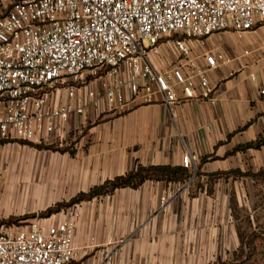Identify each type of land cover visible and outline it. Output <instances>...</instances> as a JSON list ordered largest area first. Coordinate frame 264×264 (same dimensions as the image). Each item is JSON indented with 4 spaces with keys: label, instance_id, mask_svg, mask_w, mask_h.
<instances>
[{
    "label": "built area",
    "instance_id": "2783aa9c",
    "mask_svg": "<svg viewBox=\"0 0 264 264\" xmlns=\"http://www.w3.org/2000/svg\"><path fill=\"white\" fill-rule=\"evenodd\" d=\"M259 22L264 0L0 2V153L13 139L47 141L58 123L86 116L101 102L103 111L116 114L136 104L214 103L208 73L232 58L194 53L191 42L228 30L241 38ZM166 43L175 56L160 69L153 57ZM250 53L244 49L236 58ZM180 165L190 177L176 182L175 192L195 177L190 152ZM171 196L164 192L160 204ZM74 225L72 211L52 223L0 215V264H78ZM104 258L111 260L106 250Z\"/></svg>",
    "mask_w": 264,
    "mask_h": 264
},
{
    "label": "crops",
    "instance_id": "0c3cea01",
    "mask_svg": "<svg viewBox=\"0 0 264 264\" xmlns=\"http://www.w3.org/2000/svg\"><path fill=\"white\" fill-rule=\"evenodd\" d=\"M10 1L0 0L4 5ZM191 43L194 53L221 51L232 58L208 73L216 87L214 103L190 100L170 108L136 104L94 124L108 113L101 102L88 115H71L60 123L66 129L81 128L89 120V132L98 133L92 148L61 152L66 189L55 196L62 194L64 201L137 164L178 166L186 152L196 163L191 185L179 191L176 182L146 180L137 188H117L47 217L52 223L72 211L76 263L207 264L238 246L229 205L250 176L229 172L255 173L264 167V145L236 149L264 135V22L241 38L228 30ZM244 49L251 53L236 58ZM174 56L166 43L153 60L165 69ZM64 98L62 91L59 100ZM164 192L173 196L161 206ZM105 250L111 255L108 263Z\"/></svg>",
    "mask_w": 264,
    "mask_h": 264
},
{
    "label": "rangeland",
    "instance_id": "374dc122",
    "mask_svg": "<svg viewBox=\"0 0 264 264\" xmlns=\"http://www.w3.org/2000/svg\"><path fill=\"white\" fill-rule=\"evenodd\" d=\"M109 114V115H108ZM116 113H105L95 118L94 124ZM91 121L87 120L81 128H63L57 125L55 133L47 141L34 142L42 145L36 148L18 141H8L0 153V215L18 222L32 217H41L47 207L53 206L64 196H55L65 190V172L61 163L62 150L75 152L78 149H90L96 144L98 133H90ZM50 145L52 148H45ZM56 158V159H55ZM107 195V194H106ZM95 198V197H94ZM237 200L230 202V218L235 230L243 234L244 243L227 252L223 263L217 264H264V181L249 177L237 187ZM78 204V203H77ZM76 204L61 209H67ZM161 205V204H160ZM163 206V205H161ZM55 214V213H52ZM43 218V217H42ZM45 218V217H44ZM238 250L239 260L233 253Z\"/></svg>",
    "mask_w": 264,
    "mask_h": 264
},
{
    "label": "trees",
    "instance_id": "16d2710c",
    "mask_svg": "<svg viewBox=\"0 0 264 264\" xmlns=\"http://www.w3.org/2000/svg\"><path fill=\"white\" fill-rule=\"evenodd\" d=\"M246 126V125H245ZM244 126V127H245ZM11 141H18L22 144H26L29 146H33L36 148H42L43 146L34 142L22 140V139H13ZM264 145V135H260L254 141L245 143L236 147V149H245V148H260ZM45 148H52L50 145L45 146ZM62 151H65L63 149ZM71 154L73 152H70ZM213 158L215 156H212ZM206 158V157H205ZM202 158V161L205 160ZM229 173L233 175H246L252 177L254 180L259 179L264 181V167L255 172H240L239 170H232ZM190 177V173L187 172V169L182 167L181 165L172 166V165H141L137 164L133 169L125 172L124 174L117 175L111 179L104 180L101 184L94 185L90 187L87 191H81L76 193L67 201H58L53 206H49L46 210L41 214V217H49L52 213H58L61 209L70 207L74 204L80 203L82 201L91 200L94 197H100L106 194H111L117 188L122 187H131L137 188L146 180H163L166 182H183ZM198 184L196 183V186ZM210 192V190H208ZM233 202V201H232ZM9 222H13L9 220ZM239 238V247L244 243V236L240 232H238ZM233 255L234 259L239 260L238 250H236ZM223 263L218 259L216 262H212L209 264H217Z\"/></svg>",
    "mask_w": 264,
    "mask_h": 264
}]
</instances>
